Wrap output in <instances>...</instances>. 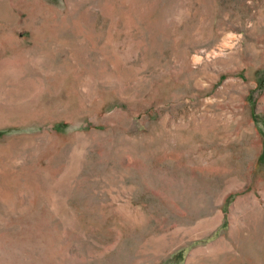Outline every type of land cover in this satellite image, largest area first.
<instances>
[{"label":"rangeland","instance_id":"374dc122","mask_svg":"<svg viewBox=\"0 0 264 264\" xmlns=\"http://www.w3.org/2000/svg\"><path fill=\"white\" fill-rule=\"evenodd\" d=\"M0 264H264V0H0Z\"/></svg>","mask_w":264,"mask_h":264},{"label":"bare ground","instance_id":"6f19581e","mask_svg":"<svg viewBox=\"0 0 264 264\" xmlns=\"http://www.w3.org/2000/svg\"><path fill=\"white\" fill-rule=\"evenodd\" d=\"M234 36V35H233ZM228 39H229V37H228ZM239 85V84H238Z\"/></svg>","mask_w":264,"mask_h":264}]
</instances>
